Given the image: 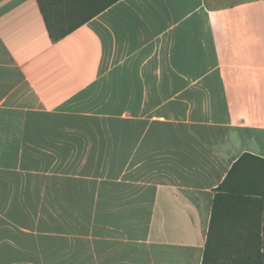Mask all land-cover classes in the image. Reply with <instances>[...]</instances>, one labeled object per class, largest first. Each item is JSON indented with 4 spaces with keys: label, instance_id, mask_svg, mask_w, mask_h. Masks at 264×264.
I'll return each mask as SVG.
<instances>
[{
    "label": "crops",
    "instance_id": "0c3cea01",
    "mask_svg": "<svg viewBox=\"0 0 264 264\" xmlns=\"http://www.w3.org/2000/svg\"><path fill=\"white\" fill-rule=\"evenodd\" d=\"M245 152L264 0H118L58 40L37 0H0V264H202Z\"/></svg>",
    "mask_w": 264,
    "mask_h": 264
},
{
    "label": "trees",
    "instance_id": "16d2710c",
    "mask_svg": "<svg viewBox=\"0 0 264 264\" xmlns=\"http://www.w3.org/2000/svg\"><path fill=\"white\" fill-rule=\"evenodd\" d=\"M118 0H37L58 40ZM264 158L243 153L216 188L202 264H264Z\"/></svg>",
    "mask_w": 264,
    "mask_h": 264
},
{
    "label": "rangeland",
    "instance_id": "374dc122",
    "mask_svg": "<svg viewBox=\"0 0 264 264\" xmlns=\"http://www.w3.org/2000/svg\"><path fill=\"white\" fill-rule=\"evenodd\" d=\"M263 217H264V211H263ZM5 224L13 225L15 228H19L21 230L22 228L28 227V217L24 213H20L18 216H8V218H4ZM262 231H263V253H264V219L261 223ZM8 263L11 264V257H7ZM1 264H5V262H2Z\"/></svg>",
    "mask_w": 264,
    "mask_h": 264
}]
</instances>
